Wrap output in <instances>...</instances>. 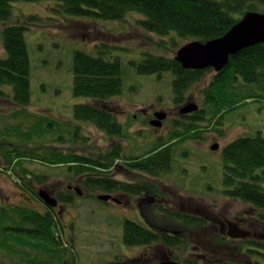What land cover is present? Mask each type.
<instances>
[{
	"label": "trees",
	"instance_id": "obj_1",
	"mask_svg": "<svg viewBox=\"0 0 264 264\" xmlns=\"http://www.w3.org/2000/svg\"><path fill=\"white\" fill-rule=\"evenodd\" d=\"M18 0H0V23H6L13 16L12 2ZM23 1V0H19ZM40 2L42 0H24ZM66 13L93 18L94 20L121 21L129 13H139V20L144 34L154 33L156 52L146 51L140 62H133L140 74H159L166 71L173 73V87L180 101L194 88V85L204 78L207 69H185L175 59L177 50L193 40L202 42L223 36L242 17L250 11L264 12V0H59ZM28 17L26 20H28ZM39 20L31 15L29 20ZM28 24L16 22L6 24L3 33V45L6 57H0V97H9L12 103L22 106L31 101L30 56L25 42V32ZM151 37V36H150ZM164 37H169L166 40ZM112 48H102L98 55L77 50L74 54L73 93L85 98L86 102L74 106V116L79 120L93 123L104 134L118 133L115 127L119 122L114 114L100 108L92 102L104 103L111 97L119 95L124 89L123 70L120 60L104 59L103 55L110 53ZM252 83V91L240 86ZM9 88V93L6 91ZM259 89V92L257 90ZM257 92V93H256ZM264 95V43L243 49L232 55L228 65L215 73L211 84L202 90L204 96L203 109L192 118L196 122L204 120L205 113L213 118L223 119L224 115L239 108L246 98ZM115 124V125H114ZM196 125V124H195ZM195 125L189 128L197 129ZM27 128L23 123H14L6 129H0L1 147L4 157H0V169L5 174L17 178L16 184L33 198L38 193L35 184H43L47 179L26 167L25 161H40L49 166L66 165L69 171H86L81 164L83 158L77 154L64 153L63 150L41 152L40 148L14 145V138L22 144H28L34 129L24 132ZM175 132V133H174ZM176 130L173 131V135ZM7 135V136H6ZM6 136L7 138H5ZM197 137V136H194ZM27 141V142H25ZM174 144L167 148L157 147L150 158H144L146 169L152 159L157 158L162 169L171 168ZM152 153V152H151ZM143 152V156L151 154ZM224 185L226 193L231 197L252 203L264 219V135L261 131L255 135H243L232 141L225 148ZM98 189H106L102 179L95 180ZM18 213V219L25 218L31 225L27 231L21 230V236H16L10 230L14 224L8 210H0V255L7 256L15 253L24 260V264H52L53 258H58L60 264H70L63 255L71 248L65 246L66 239L62 236L56 214L48 212L41 214L28 207H15L11 212ZM184 216H176V228L181 229ZM180 220V221H179ZM191 236L189 242L180 240V236L164 240L168 249L173 253L175 261L182 264H202L192 253L199 246V230L204 220L190 216ZM126 241L129 245H139L151 241V232L145 228L127 222ZM60 232V233H59ZM27 235V236H26ZM23 236V237H22ZM155 239V238H153ZM62 242H65L64 245ZM62 243V244H61ZM60 244V247H59ZM261 247H263L261 245ZM190 256H183V252ZM195 255V252L193 253ZM253 264H264V254L255 251ZM25 256L28 258L24 259ZM261 257V258H260ZM62 259V260H61ZM56 261V260H55ZM77 264V263H73Z\"/></svg>",
	"mask_w": 264,
	"mask_h": 264
},
{
	"label": "rangeland",
	"instance_id": "obj_2",
	"mask_svg": "<svg viewBox=\"0 0 264 264\" xmlns=\"http://www.w3.org/2000/svg\"><path fill=\"white\" fill-rule=\"evenodd\" d=\"M12 7L11 20L4 24L0 23V30H3L6 24L19 21L28 24L29 30L25 32V42L31 65L29 72L31 101L27 105L18 106L12 103L8 96L0 97V129H6L17 122L26 125L24 132L34 129L31 139L27 140L30 141L28 144H22L20 142L23 141H17L18 139L14 138V145L17 143L21 148H40L41 152L55 149L63 150L66 154L74 152L83 155L87 153L89 141L96 148L98 143L103 145L101 142L106 138L105 134L97 130L90 122L79 120L74 116V106L86 102L85 98L78 97L72 92L73 59L77 50L98 55L100 49L112 48L110 53L103 55L104 59L120 60L124 80L123 95L127 99L116 98L111 105L118 107L123 104L132 109L130 112H136L133 108L149 106L150 102L158 103L159 97L163 96L165 101H168L171 87L166 86L164 89V85L172 81L173 73L166 71L161 75L140 74L133 64V62H140L146 51H157L154 45L155 39L159 36L154 33H149V36L143 33L139 23V20L143 18L141 14L129 13L121 21H93V18H81L66 13L60 8L59 0L40 2L18 0L12 2ZM31 15L38 17L39 20H29ZM27 16H29L28 20H26ZM164 38L169 39V37ZM2 42L3 33L0 34V57H6L7 51ZM211 73L207 71L204 78L199 81L200 83L194 85L193 94L195 93L197 98L202 94L200 88L205 87L209 79L212 80ZM242 83L240 86L246 89L245 92L252 91L254 84L245 83L244 80ZM6 91L9 93V88H6ZM160 105H162L161 102ZM209 117H211L210 114ZM220 119L211 117L212 122L202 120L201 123L207 124L198 126L197 130H204L200 133L203 136L197 137V140L189 139L175 143L172 149L170 188L173 193H181V196L186 199L200 202L209 209L216 211L217 208L213 209L212 203L217 202V207L227 206L233 213H238L248 206L247 203L221 194L223 150L226 143L240 136L255 135L260 131L264 135V95L246 98L239 108L224 115L219 123ZM223 127L226 129L218 132V138H212V135ZM135 128L136 124L132 122L128 124L126 131L131 133ZM148 132L150 131L145 133ZM168 132L167 126L158 131V134L162 140H166ZM163 134L165 135L162 136ZM6 136L4 137L7 138ZM173 137L171 135L168 139L171 140ZM159 141L160 139L158 141L148 139L141 151ZM216 141H220L223 145L215 151L210 147ZM4 148L0 146L2 158ZM25 165L36 174L47 178L43 184L36 183L35 189L58 185L59 181L63 180L62 176L68 181L73 175L66 165L49 166L40 161H25ZM17 181L16 177L0 170V207H2L0 210L4 212L8 210L12 220L18 217L16 218L17 215H13L15 211L11 212L10 209L15 208L18 203L26 202L19 197L23 190L16 184ZM75 202V208L72 210L76 217L73 230L68 232L69 236L66 234L60 236L61 239L62 236L66 239L67 248L71 245L62 259L67 258L70 264L74 262L77 264H134L129 253L131 248L123 241L119 242L125 219L119 207L93 198L84 200L78 198ZM219 212L220 210L217 213ZM16 235L21 236V233ZM62 243L64 245L65 242ZM26 258L28 257L25 256L24 259ZM197 259L201 261V258ZM0 264H24V260L15 253H9L7 256L0 255ZM52 264H60L58 258H53Z\"/></svg>",
	"mask_w": 264,
	"mask_h": 264
},
{
	"label": "flooded vegetation",
	"instance_id": "obj_3",
	"mask_svg": "<svg viewBox=\"0 0 264 264\" xmlns=\"http://www.w3.org/2000/svg\"><path fill=\"white\" fill-rule=\"evenodd\" d=\"M207 71L212 72L211 76L214 78L216 71L213 68H208ZM213 78L206 82L205 87L200 88L201 92L209 83L211 84ZM198 83L200 82L198 81L196 84ZM166 86L167 88L171 87V94L169 93V97H167L168 101H165L163 96L159 97L158 103L150 102L149 106L140 107L139 109L133 108L136 112H130L132 109L123 104L118 105V107L111 105V102H114L116 98L127 99L123 92L111 97L103 104L97 101L96 103L92 102L115 115L119 125L114 129L115 131L118 130V133L105 134L106 138L101 142L103 145L98 143V148L89 141L86 155L70 152L84 159L81 164L86 168V171L73 170L70 180L66 181L65 177L62 176L63 180L61 179L58 185L44 186L37 189L39 196L37 199L23 190L22 193L20 192L19 197L26 202L18 203L15 207H28L41 214L55 213L62 234L69 236L68 232L73 230L72 227L76 219L72 210L75 208V201L78 198L83 200L93 198L118 206L119 211L125 218L119 242L122 243L123 241L131 248L129 253L134 264H158L169 257L174 260L173 253L168 249L164 240L168 241L170 240L169 237L179 234L180 240L189 242L192 230L189 218L194 216L205 221L198 231V243L201 249L198 253L196 252L197 249H194L193 253L195 252V255L192 253L194 258H201L202 264H253L252 260L256 257L255 251L264 254V219H261L260 211L252 203L231 197L226 193L223 179L225 174L224 152L226 146L234 139L226 143L223 150V178H221L223 186L221 194H226L231 199H238L247 203L248 206L242 208L238 213H233L227 206L217 207V202L212 203L214 205L213 209L217 208L215 211L200 202L186 199L181 196V193H173L172 188H170L172 185L170 177L172 164L171 168L160 171L161 166L157 158L150 161L149 169H146L142 162L144 158H150L155 153L153 150L157 147L159 149L167 148L172 144L175 145V143L185 142L189 139L197 140V137H201L202 134L200 133L204 129L197 130L194 129L195 127H189L196 124L195 126L198 128V126L207 124L206 122L201 123L203 121L198 123L192 120L201 108L203 109L204 96L202 94L197 98L194 95L195 93L193 94V91L190 90L184 96L185 98L178 101L177 93H175L173 87V79L167 85H164V89H166ZM160 102L162 105H160ZM129 103L131 104L130 101ZM192 103H196L199 108L195 111L184 112L183 109ZM159 113H164L165 118H163L162 126L156 127L153 122L156 121ZM205 120L212 122L211 117L206 113ZM132 122H135L136 128L129 133L126 130L128 124ZM91 124L95 126L93 123ZM167 126L169 129L168 137L171 135L174 137L169 140L166 136L168 140H162L158 131ZM87 129L90 132L88 127ZM170 129L172 130L170 131ZM224 129L226 127L219 128L217 133L212 135V138H218V132ZM175 130L176 134L173 135ZM146 131L150 132L145 133ZM148 139L157 141L160 139V141L141 151L143 144ZM222 145L223 143L216 141L214 144L212 143L210 148L218 146L215 149L212 148L216 151ZM78 146L82 147L81 144H78ZM145 151L152 153L143 156ZM97 179H102L107 188L104 190L96 188L93 184ZM41 190L46 191L49 197L55 198L57 204L53 206L42 198ZM219 210L220 212L217 213ZM13 215L19 216L18 213H13ZM176 216L185 217L182 222L179 220L182 223L181 229L176 228L174 222ZM14 222V224L9 225V231H13L14 234H19L21 230L24 232L31 228L24 217L15 219ZM127 222H133V224L135 223V225L150 231L152 234L151 241L135 246L129 245L126 241V225H124ZM189 253L188 251L182 254L187 257V255L190 256Z\"/></svg>",
	"mask_w": 264,
	"mask_h": 264
},
{
	"label": "water",
	"instance_id": "obj_4",
	"mask_svg": "<svg viewBox=\"0 0 264 264\" xmlns=\"http://www.w3.org/2000/svg\"><path fill=\"white\" fill-rule=\"evenodd\" d=\"M264 43V12H247L232 28L223 36L202 42L193 40L181 46L175 55V59L185 69L213 68L221 72L229 63L230 57L251 46ZM192 103L183 109L184 112L195 111L199 107ZM164 113L157 114L153 124L162 126ZM218 146L212 147L215 149ZM42 198L49 204L55 206L57 200L49 197L47 192L41 190ZM104 198V197H102ZM158 264H182L172 260L170 257Z\"/></svg>",
	"mask_w": 264,
	"mask_h": 264
},
{
	"label": "bare ground",
	"instance_id": "obj_5",
	"mask_svg": "<svg viewBox=\"0 0 264 264\" xmlns=\"http://www.w3.org/2000/svg\"><path fill=\"white\" fill-rule=\"evenodd\" d=\"M1 170V169H0Z\"/></svg>",
	"mask_w": 264,
	"mask_h": 264
}]
</instances>
